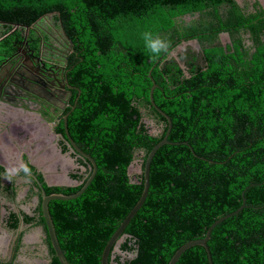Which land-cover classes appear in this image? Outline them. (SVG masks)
Returning a JSON list of instances; mask_svg holds the SVG:
<instances>
[{
	"label": "trees",
	"instance_id": "trees-1",
	"mask_svg": "<svg viewBox=\"0 0 264 264\" xmlns=\"http://www.w3.org/2000/svg\"><path fill=\"white\" fill-rule=\"evenodd\" d=\"M188 17V19H187ZM62 31L72 51L67 79L74 87L66 128L96 172L70 201H51L48 212L69 264H100L103 249L140 198L142 173L129 165L165 135L149 167L141 208L123 231L108 264H168L183 244L207 242L212 264H264V9L235 0H0V64L25 42L37 50L35 27ZM144 33L166 42L159 57L145 49ZM220 34L229 42L222 45ZM196 41L198 50L182 44ZM145 119L159 133L151 134ZM57 132L66 142L61 122ZM67 150L62 143V151ZM87 168V162H81ZM31 171H33L30 168ZM0 174H5L0 166ZM76 187H48L46 195H72ZM40 180V177H39ZM10 200L12 185L5 187ZM40 200V196H39ZM24 224L41 226L49 263L59 264L40 204ZM19 215L10 213L9 230ZM0 264H16L0 260ZM176 264H209L205 250H186Z\"/></svg>",
	"mask_w": 264,
	"mask_h": 264
},
{
	"label": "flooded vegetation",
	"instance_id": "flooded-vegetation-1",
	"mask_svg": "<svg viewBox=\"0 0 264 264\" xmlns=\"http://www.w3.org/2000/svg\"><path fill=\"white\" fill-rule=\"evenodd\" d=\"M235 1L241 7L248 6V8H251L254 2H258L264 9V5L260 3V0ZM239 2H242V4ZM34 32L39 38L37 50L31 49L24 42L14 55L4 59L0 64V125L2 120L7 122L2 130L3 135L6 136V143H10L9 145L14 149L22 151L27 148L29 153L31 152L33 155L28 156L25 154L24 158H19L21 164L16 167L17 170L13 175L7 172L0 174V223L11 234L9 254L6 257L0 256V260L4 262L13 261L16 264H30L22 262L18 259V256L20 252L27 248L25 243L26 230L36 228H39L40 237L37 241L38 244L32 247L35 252H40L43 255L44 260L49 261L48 247L45 243V233L42 227L24 224L22 220V214L33 217L36 207L40 204L41 192L38 184H45L48 187H54L53 185L64 186L66 182L60 177L63 170H66L69 178L74 173L84 175L81 174L83 171L86 175L87 170H90L89 166L85 168L80 163V161L87 162V160L72 149L66 136V142H64L62 135L57 132L61 122L64 126L63 117L66 116L67 120L66 109L69 107L73 109L70 101L74 87L69 85L67 79V58L72 51V47H69L71 44L63 36L62 31L52 26H49V28L38 26L35 27ZM221 36L224 35H219L220 42ZM225 37L228 40L226 43H228L229 38ZM226 43L221 42L222 45ZM192 44L198 48L196 42ZM28 80L35 83L32 85ZM22 96L26 99H21ZM48 103L51 105H48ZM40 110L50 114L53 117V122L48 123L47 118L41 117L38 113ZM26 129H29V132ZM46 130L47 132H45ZM45 133L46 136L51 135L53 137L52 145L55 148V153L61 150L63 157L68 161L60 165L61 161L58 160V169L52 174L47 169L46 162L40 165L37 158L44 152L52 153L48 149ZM9 138L12 139V142L9 141ZM23 143H27L24 146L25 148H22ZM62 143L66 145L67 150L65 152L62 151ZM52 160L55 161L54 156ZM5 161L4 149L0 144V164ZM25 161L32 165H28L27 171L24 170L23 166ZM53 175H59L58 178H55L57 184L51 182L54 180ZM10 185L15 191V197L12 200H10L8 193L4 191V188ZM20 187L25 189L23 195L19 194L21 192ZM10 213L19 215V224L16 230L7 228ZM30 242L34 243L35 241L33 239ZM47 262L46 264H48Z\"/></svg>",
	"mask_w": 264,
	"mask_h": 264
},
{
	"label": "water",
	"instance_id": "water-1",
	"mask_svg": "<svg viewBox=\"0 0 264 264\" xmlns=\"http://www.w3.org/2000/svg\"><path fill=\"white\" fill-rule=\"evenodd\" d=\"M63 34V33H62ZM224 36H227V34H223ZM64 36V34H63ZM228 37V36H227ZM193 42L196 41H191V42H187V43H182L180 46L181 48H183L184 46H186L187 44H192ZM70 48L72 47V45L69 46ZM30 82V84H34L35 82L32 80H28ZM155 84L152 82V86L150 88L149 91V101L151 106L156 110V112L161 115L167 122V131L165 133V135L163 136V138L152 147V149L148 152V154L145 157V160L143 161L142 166H138V170L140 173H142V180H143V188H142V192L140 195V198L138 199V201L136 202V204L133 206V208L130 210V212L128 213V215L125 217V219L121 222V224L119 225V227L117 228V230L113 233V235L110 237V239L107 241L102 255H101V262L100 264H108V256L110 254V252H114V253H119V246L121 244V242L124 240L125 235H123V231L126 228V226L128 225V223L130 222V220L135 216V214L137 213V211L141 208L142 204L144 203V200L146 198L147 195V191H148V187H149V167H150V162L153 158V156L155 155V153L157 152V150L159 148H161L164 145L167 144H174V145H187L186 143H171L168 141V135H169V130L171 127V121L169 119V117L167 115H165L162 111H160L154 104L153 102V98H152V93L153 90L155 89ZM21 99H26L24 96L20 97ZM47 104V103H46ZM48 105H51L50 103H48ZM40 114L41 117L47 118V122L51 123L53 122V117L50 114H46L44 113L42 110H40L38 112ZM63 121H64V131H65V136L69 142V144L71 145L72 149L81 154L89 163V168L91 170V174L90 176L87 178V180L85 181V183L82 185V187L80 188V190L78 192H76L75 194L72 195H62V194H51V195H46L43 191L42 185L38 184V188L41 192V201H40V211H41V215L42 218L44 220L45 223V228H46V233H47V237L49 239L50 242V246L53 250L54 256L57 258L59 264H69L60 247L59 244L57 242L56 239V235H55V231H54V227H53V223L51 221L49 212H48V204L51 201H70V200H74L76 198H78L87 188V186L89 185V183L91 182V180L94 177V174L96 172V165L95 162L86 154L82 153L81 151H79L77 149V147L73 144L72 140L70 139L67 129H66V116L63 117ZM7 125V122L5 121H1V127H5V125ZM29 132V129H26ZM57 153L59 155H62L61 150H58ZM64 155H62L63 157ZM1 165V164H0ZM28 165L32 166L31 164L27 163L26 161L24 162L23 166H24V170L27 171L28 170ZM134 165H135V161H133L129 167H128V175H130V173L132 171H134ZM5 172L9 173L10 175H13V172H10L9 170H7V168H3ZM30 177H32L31 175H29ZM67 179V183H70L69 185H53L54 187H76L78 185H80L82 182H76L71 180L68 176H66ZM244 207V204H242L236 211L225 215L219 219H217L213 224H211L209 226V228L206 230L205 235L203 238L201 239H196V240H192L189 241L185 244H183L180 248H178L176 250V252L172 255V257L170 258L168 264H176V262L178 261L179 257L189 248L195 247V246H199L202 247L207 255V259H208V263H211V259H210V255H209V251L207 248V242L210 238V234L213 230V228L220 223L221 221L234 216L235 214H237L242 208ZM49 263V261L47 262ZM30 264H37L35 262L30 263Z\"/></svg>",
	"mask_w": 264,
	"mask_h": 264
},
{
	"label": "rangeland",
	"instance_id": "rangeland-1",
	"mask_svg": "<svg viewBox=\"0 0 264 264\" xmlns=\"http://www.w3.org/2000/svg\"><path fill=\"white\" fill-rule=\"evenodd\" d=\"M237 1H241V0H237ZM260 1H261L260 3L264 5V0H260ZM239 3L242 4V2H239ZM227 41L228 40H227V38L225 36H221V42L223 44L226 43ZM191 45H192V48L194 50H198L197 46H195L194 44H190L189 46H191ZM183 48H181V46H179L176 49V51H174L171 55L175 56L176 53L181 51ZM145 123L148 125L151 134L159 133V129H157L153 125L152 121H150L148 119H145ZM142 156L143 155L140 153L136 157V159L134 160L135 161L134 171H132L130 173V176L140 174V172L138 170V166L141 165ZM74 169H75V165H74ZM65 173H66V170H65ZM63 174H64V172L61 173V175H63ZM81 174L85 175V171H83ZM1 216H3V215H1ZM10 236H11V234L7 230H5L3 225L0 223V256L6 257L9 254L10 239H11ZM25 236L26 237L27 236L34 237V241L35 242L34 243L33 242L32 243H28L27 246H26L27 248L24 249L23 252L19 253L18 259L22 260V262H25V263H33V262H35L37 264H40V263L41 264H46L47 261L44 260V258L42 257L43 255L40 252H35V249H33V247H32V246L38 244L37 241H38V239L40 237L39 228L26 230Z\"/></svg>",
	"mask_w": 264,
	"mask_h": 264
},
{
	"label": "crops",
	"instance_id": "crops-1",
	"mask_svg": "<svg viewBox=\"0 0 264 264\" xmlns=\"http://www.w3.org/2000/svg\"><path fill=\"white\" fill-rule=\"evenodd\" d=\"M0 144L2 145L3 149H4V154H5V158H6V161L4 163H1V167L2 168H7V170H9L10 172L13 171V173L17 170V166L19 164H21L20 162V159L24 156L25 154L28 155V156H33L31 154V152L29 153V149L25 148L24 146L27 145V143H23L22 145V148L24 147L25 149L24 150H17V149H14L11 145H9L10 143H6V136L3 135V127L0 128ZM47 132V130L45 131ZM3 135V136H2ZM45 136H46V133H45ZM10 139V138H9ZM46 139L48 141V149L51 150V152L53 153H47V152H44L42 155H40V157H37L39 159L38 162H40V165L43 163V162H46L47 164V169L49 170V172L52 174V173H55V171L58 169L57 166H58V162H60V165H63V163H67V159H65L64 157L62 156H59L57 153H55V148H53V145H52V141H53V137L51 135H48L46 136ZM12 139H10L9 141H11ZM12 142V141H11ZM21 148V149H22ZM54 156V160H52V157ZM20 158V159H19ZM59 160V161H58ZM39 164V163H38ZM21 166V165H20ZM64 174L63 175H60V177L62 176L64 182H66L65 184L69 185L70 183H67V179H66V176H67V173H65V171H63ZM59 175H53V181H51V179L49 180V182H54L53 184H57V181L55 180V178L57 177L58 178ZM56 181V182H55ZM22 184V183H21ZM19 189H21V192L19 193L20 195H23L25 189L20 187ZM24 189V190H23ZM34 237H30V236H27L25 238V243L28 244V243H31L30 240H33Z\"/></svg>",
	"mask_w": 264,
	"mask_h": 264
},
{
	"label": "clouds",
	"instance_id": "clouds-1",
	"mask_svg": "<svg viewBox=\"0 0 264 264\" xmlns=\"http://www.w3.org/2000/svg\"><path fill=\"white\" fill-rule=\"evenodd\" d=\"M143 39L146 51L153 57H159L167 48L165 41L158 37H153L150 33H144Z\"/></svg>",
	"mask_w": 264,
	"mask_h": 264
}]
</instances>
